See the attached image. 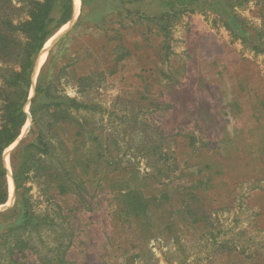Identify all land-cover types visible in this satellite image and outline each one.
<instances>
[{
	"label": "rangeland",
	"instance_id": "1",
	"mask_svg": "<svg viewBox=\"0 0 264 264\" xmlns=\"http://www.w3.org/2000/svg\"><path fill=\"white\" fill-rule=\"evenodd\" d=\"M79 2L37 59L29 119L4 152L10 194L0 213L17 202L11 156L29 136L43 71L91 105L74 112L85 122L83 136L75 124L61 132L72 157L82 146L88 161L71 184H83L84 199L77 189L58 194L46 176L28 183L36 213L59 223L42 244L57 249V264H264V53L245 48L208 10L175 23L168 55L164 36L139 34L127 21L124 48L114 40L130 54L115 65L107 39L87 22L59 44L79 19ZM261 8L253 0L237 11L260 24ZM81 75H89L84 91ZM133 191L145 209L128 210ZM27 264L41 263L32 254Z\"/></svg>",
	"mask_w": 264,
	"mask_h": 264
},
{
	"label": "trees",
	"instance_id": "2",
	"mask_svg": "<svg viewBox=\"0 0 264 264\" xmlns=\"http://www.w3.org/2000/svg\"><path fill=\"white\" fill-rule=\"evenodd\" d=\"M252 1L81 0L79 19L59 44L70 39L87 22L85 27L93 26L92 30L101 32L107 39L105 47L110 46L117 65L121 58L130 54L127 50L119 52L124 36L122 29L130 28L126 23L130 21V25L141 27L139 34L155 31L164 36L163 46L168 55L173 26L182 15L195 10L208 14L209 10L215 16L214 21L221 22L232 38L241 40L245 48L264 53V14L260 15L261 23L256 24L237 11ZM255 1L257 6L261 4L260 11L264 13V0ZM89 5L92 6L90 13H85ZM73 14L74 0H22L20 6L15 5L14 0H0V205L8 201L10 194L4 152L18 139L29 119L25 107L29 102L38 56L47 40L70 22ZM114 18L119 28L107 26ZM58 79L57 75H51L46 81L41 72L30 104L32 126L29 136L11 156L17 202L13 208L0 213V264H27V257L32 254L37 255L41 264H57L60 260L55 254L56 248L42 247L44 233L49 236L51 232H57L59 223L49 213L38 214L33 209L29 181L46 176L56 184L58 194L76 193L77 189L78 195L84 199L86 193L82 183H77L75 189L71 186L75 182L73 175L79 169L80 173L85 172L88 164L81 150L83 147L78 149L79 156L72 157L61 132L75 124L78 127L76 134L83 136L85 122L74 112L89 109L91 105L65 93L59 88ZM88 79L89 75L78 77L81 91L86 88ZM58 148L63 150L58 151L61 157L55 163L53 158ZM125 197L131 200L128 210L145 209L146 202L137 192H128Z\"/></svg>",
	"mask_w": 264,
	"mask_h": 264
},
{
	"label": "bare ground",
	"instance_id": "3",
	"mask_svg": "<svg viewBox=\"0 0 264 264\" xmlns=\"http://www.w3.org/2000/svg\"><path fill=\"white\" fill-rule=\"evenodd\" d=\"M79 5H80L79 0H76V9H78ZM65 26H67V25H65ZM65 26H64V27H65ZM64 27H63L62 29H64ZM62 29H61L60 31H63ZM57 36H58V34L53 35V36H52L51 38H49V39L47 40V42L45 43V45H44L43 49L41 50L40 55H39V57H38V65H39V63H41L42 60H43V57H44V54H45V50H46V48H48V46L51 45V44L54 42V39H56ZM36 63H37V62H36Z\"/></svg>",
	"mask_w": 264,
	"mask_h": 264
},
{
	"label": "crops",
	"instance_id": "4",
	"mask_svg": "<svg viewBox=\"0 0 264 264\" xmlns=\"http://www.w3.org/2000/svg\"><path fill=\"white\" fill-rule=\"evenodd\" d=\"M81 5H82V2H81ZM78 9H79V7H78ZM78 9H76V0H74V14L77 13V10H78ZM190 13H202L203 15H207L206 13H204V12L201 11V10H195V11H192V12H186V13H184V14L182 15V17H184L185 14H190ZM182 17H181V18H182ZM66 25H67V24H66ZM64 26H65V25H64ZM64 26H62L58 31H60ZM224 27H225V26H224ZM225 28H226V27H225ZM58 31H57V32H58ZM57 32H56V33H57ZM56 33H55V34H56ZM55 34H54V35H55Z\"/></svg>",
	"mask_w": 264,
	"mask_h": 264
},
{
	"label": "water",
	"instance_id": "5",
	"mask_svg": "<svg viewBox=\"0 0 264 264\" xmlns=\"http://www.w3.org/2000/svg\"><path fill=\"white\" fill-rule=\"evenodd\" d=\"M73 16H74V14H73ZM28 113V112H27ZM29 114V113H28Z\"/></svg>",
	"mask_w": 264,
	"mask_h": 264
}]
</instances>
